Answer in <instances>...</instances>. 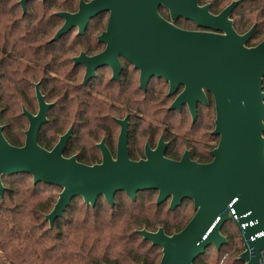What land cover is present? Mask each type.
Wrapping results in <instances>:
<instances>
[{
    "label": "water",
    "instance_id": "1",
    "mask_svg": "<svg viewBox=\"0 0 264 264\" xmlns=\"http://www.w3.org/2000/svg\"><path fill=\"white\" fill-rule=\"evenodd\" d=\"M21 4L25 11L26 3ZM197 0H92L81 1L77 13H59L65 24L52 41L59 40L70 29L78 27L84 35L92 19L110 12L107 30L99 37L108 50L94 58L106 65V58L116 63L119 55L142 69V85L157 76L171 82L172 93L180 85L185 91L177 98L175 108L188 103L195 120L197 103L206 104L203 89L215 100L216 120L213 134L220 137L212 152L213 161L199 164L188 153L180 162L164 157L161 144L148 159L133 162L129 158L125 125L114 162L104 144L100 165L86 166L76 157L63 156L72 129L59 144L47 151L38 144L39 131L47 121L50 105L38 91L40 112L24 114L30 121L26 144L12 146L0 126V197L4 200V177L18 174L32 176L34 184L43 183L62 189L59 199L46 216L53 229L75 198L95 206L102 196L113 207L115 196L125 192L132 200L138 193L159 192L158 205L172 197L171 209L192 200L196 214L177 234L168 236L161 228L152 233L140 232L145 241L162 249L160 264H195L210 246L220 250L228 244L223 226L233 220L245 232L250 249L239 260L258 264L264 251V42L248 48L246 44L255 28L241 36L232 27L229 15L240 3L235 2L220 16L199 9ZM160 6L170 11L172 21L185 18L200 26L223 31L188 32L165 20ZM93 75L88 70L86 80ZM122 124V123H121ZM246 248H248L246 246ZM249 249V250H250Z\"/></svg>",
    "mask_w": 264,
    "mask_h": 264
},
{
    "label": "trees",
    "instance_id": "2",
    "mask_svg": "<svg viewBox=\"0 0 264 264\" xmlns=\"http://www.w3.org/2000/svg\"><path fill=\"white\" fill-rule=\"evenodd\" d=\"M9 3L0 1V125L4 126L8 142L22 147L26 128L22 104L32 109L29 68L25 64H53L54 57L70 55L77 41L90 36L69 32L59 41L51 42L62 24L60 18L34 12L35 9L16 18L15 8L11 9ZM252 3L260 12L251 19V24L253 20L258 22V28L250 45L264 38V0ZM64 9L72 10L74 6L65 3ZM96 20L99 25L106 24L103 17ZM250 26H239V30L243 33ZM37 80L38 77H32V82ZM55 98L58 103L67 100L58 95L48 97ZM20 119L24 122L20 123ZM46 129L54 133L53 120ZM57 139L55 135L46 139L41 133L39 142L51 150ZM169 156L178 158L174 153ZM193 158L199 163L212 160L209 152L196 151ZM80 161L94 162L86 157ZM3 184L6 191L4 200L0 197V264H160L161 249L145 241L140 232L164 228L168 235L180 233L195 216L194 210L187 206L172 212L166 204L157 205L156 194L152 192L139 195L137 201L119 194L114 207L104 200L94 207L80 205V200L72 202L51 229L46 216L54 209L62 192L60 188L34 184L27 174L4 177ZM227 239L228 244L220 250L210 246L196 264H244L239 260L244 251L240 234L227 235ZM210 251L215 252L216 260L208 257Z\"/></svg>",
    "mask_w": 264,
    "mask_h": 264
},
{
    "label": "flooded vegetation",
    "instance_id": "3",
    "mask_svg": "<svg viewBox=\"0 0 264 264\" xmlns=\"http://www.w3.org/2000/svg\"><path fill=\"white\" fill-rule=\"evenodd\" d=\"M21 1L22 0H18L15 9H21L22 14L26 15L30 12L28 11L29 6L34 4L36 0H29L26 3L25 11L22 7ZM49 1L50 0H42V3L45 5ZM64 1L66 5H70V3L74 5L75 1H78V8L65 10L63 7L62 10L53 13L56 17L62 20V24L57 29V32L65 24V21L58 16L59 13H77L81 1L89 3L92 0ZM235 2L240 3L229 15V21L232 22V27L241 36L255 28L246 47H256L264 42V38L262 41L250 45L258 28V22L253 20L251 24V19L252 16H255L260 12L259 10L254 9V3H252V0H197L196 5L199 9L208 7L209 13L212 16L218 17ZM159 13L165 20L188 32L224 34L223 31H216L214 29L200 26L189 19L179 18L176 21H172L170 11L164 6H160ZM99 17H106V24L104 26L93 23V21ZM109 18L110 12H106L92 19L83 35H88L90 37L77 41L71 48L72 53H70V55L56 56L54 57L55 61L53 64L50 63L49 65L47 63L25 64L26 67L29 68L28 78L31 84L29 102L32 103V109H28L25 104H22V114L27 124V128L24 132L25 139L23 146L26 144V133L30 128V121L24 112L27 111L33 116L39 114L41 109L38 99L39 91L44 97L46 104L51 106L47 112V121L42 125L38 135L39 146L47 151H52L59 144L61 138L72 129V136L68 140L63 153L65 158L70 159L76 157L78 163L86 166L100 165L104 160L103 150L100 148V145L104 144L112 160L116 162L118 160L120 138L125 125L128 154L130 160L133 162H139L142 160L146 161L148 159L147 152L158 151L162 144V147H164V157L169 160L180 162L184 155L188 153L192 161L199 163L193 158V155L197 151L198 154L209 152V155L212 158L209 162L199 164L211 163L213 161L212 152L218 147L220 142V137L213 134L215 128L212 132V136L215 137L216 144L207 147L204 144L188 139L186 140L187 142H184L185 139H181L175 135V124L167 122L170 116L177 115L179 117L184 116L187 118L188 115L191 119V126L194 127L197 124L199 125L203 123L204 113L211 109L215 111L216 117V106L213 95L203 89L207 101L206 104L201 101L197 103V114L194 120L188 103L181 105L180 108H175L177 98H179L185 91L186 86L180 85L175 93H172L171 82L166 81L164 78L153 76L147 81L146 86L143 87L142 69L138 68L135 63L124 55L117 56L116 63H112V57L106 58V65L94 61L95 57L102 54L105 50H108V43L106 42L105 44L100 42L99 37L107 30ZM249 25L251 26L248 30L243 33L240 32L239 26L247 27ZM69 32L78 36L79 28H72ZM51 42L56 41L51 40ZM88 70L93 72V75H90L86 80ZM46 75H48V77L44 81ZM32 77H38L39 80L32 82ZM54 95L60 96L62 100L67 97V100L63 103H58L57 98L52 100L48 99V97L53 98ZM115 109H121L126 116L124 118H116L113 116L110 117L108 114L106 115V112ZM162 114H165V121L159 119ZM52 120L54 123V133H49L46 127L49 124L51 125ZM152 121L158 124H154ZM184 124L186 125V120H184ZM0 126L3 127L4 133V126ZM77 129H79L78 133ZM115 129L119 130L118 136H116ZM41 133L46 139L52 138L53 135L58 137L55 146L51 150L41 146L39 142ZM183 143H186L185 147L187 148L181 155L180 144ZM201 147L205 148V150H202ZM69 151L72 152V154H70ZM170 153L177 154L178 158H171L169 156ZM82 157H86L88 160L91 159L94 162H81L80 159ZM149 192L156 194V204L158 205L159 192L157 191L140 192L138 193L136 200H132L127 193L122 192L118 193L115 196V199L121 194L125 195L132 201H137L139 195ZM79 200L85 204L83 198H75L72 202H78ZM100 200H104L110 205L104 196L98 199V201ZM172 200V197H170L162 203L166 204L172 212H176L178 209L187 206L188 203H192L194 206V202L187 199L182 202L181 206L172 210ZM193 210L196 214L195 208ZM159 229L152 233L158 232ZM162 229L164 230V228ZM165 234L168 235L166 232ZM173 235L174 234L168 236Z\"/></svg>",
    "mask_w": 264,
    "mask_h": 264
},
{
    "label": "rangeland",
    "instance_id": "4",
    "mask_svg": "<svg viewBox=\"0 0 264 264\" xmlns=\"http://www.w3.org/2000/svg\"><path fill=\"white\" fill-rule=\"evenodd\" d=\"M9 2H10L9 7L12 9L13 6H14V8H15V6H17L16 4H17L18 0H9ZM64 4H65L64 0H50L45 5L42 3V0H36L34 2V4L31 5V7L29 6L28 11H34V9H35L36 11H34V12H40L43 14L50 15V14H53L54 12H56L58 10H62L64 7ZM73 6H74V9L75 8L77 9L78 8V1H75ZM15 11L14 12L16 14V18H21V16H22L21 9L18 8V9H15ZM105 20H106V17H105ZM93 23L97 25V20H96V22L93 21ZM259 41H262V40H258V42ZM107 114L110 117L113 116L116 118H124L126 116L125 113L123 111H121V109H115V110L106 112V115ZM215 118H216L215 117V111L213 109H211V110L206 111L204 113L203 123L199 124V125L197 124L194 127L191 126V119L188 115H187V118H185L184 116L179 117L177 115L170 116L168 118L167 123L175 124V128H176L175 135L181 139H185L184 142H187L186 140L188 139V140L198 142L200 144H204L207 147H210V146H214L216 144V142H215L216 139L214 136H212V132L215 128V124H214ZM16 119H17V117H16ZM159 119L161 121L162 120L165 121L166 120L165 114L160 115ZM184 120H186V125L184 124ZM23 122L24 121L20 119V123H23ZM152 122L154 124H158V123H155L154 121H152ZM106 123H107V121H106ZM24 124L27 128L26 122H24ZM115 133H116V136H118L119 130L115 129ZM185 144L186 143L180 144L181 145L180 146V154L181 155L183 154V151L187 148V147H185ZM201 149L205 150V148H203V147H201ZM155 200H156V196H155ZM79 204L82 205L83 202L80 201ZM187 207L189 208V210L194 209V206L192 203H188ZM234 223H235V221H234ZM224 232L227 235H234L236 237L238 236V233H239L241 238H242V242L244 243V251L243 252L249 251L250 252V259H253L256 257L254 248L250 249V246H248V241L245 238V232L240 231L237 224L234 225L232 223V221L227 222L226 225L224 226L223 230H222L223 235H224ZM227 235H224V236L227 238ZM246 246L248 248H246ZM207 254L211 260H216L218 258L214 251H210ZM258 264H264V251L261 252L260 260H259Z\"/></svg>",
    "mask_w": 264,
    "mask_h": 264
}]
</instances>
